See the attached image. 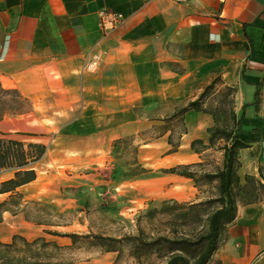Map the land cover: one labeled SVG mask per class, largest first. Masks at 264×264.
I'll use <instances>...</instances> for the list:
<instances>
[{
  "label": "crops",
  "instance_id": "crops-1",
  "mask_svg": "<svg viewBox=\"0 0 264 264\" xmlns=\"http://www.w3.org/2000/svg\"><path fill=\"white\" fill-rule=\"evenodd\" d=\"M106 8L126 17L110 33L100 24ZM91 59L95 72L85 69ZM213 76L235 88L249 144L242 167L263 181L264 0H0V138L46 145L32 163L37 178L0 192V242L49 234L72 244L28 215L45 188L41 167L100 162L117 138L171 116ZM185 123L179 149L167 154L174 165L203 160L207 150L191 143L207 142L214 118L192 109ZM152 146H161L157 154L170 148L161 136L141 145L139 157L148 158ZM14 173L0 170V183ZM159 179L173 181L179 202L203 200L191 178ZM207 264H264V201L238 205Z\"/></svg>",
  "mask_w": 264,
  "mask_h": 264
},
{
  "label": "rangeland",
  "instance_id": "rangeland-1",
  "mask_svg": "<svg viewBox=\"0 0 264 264\" xmlns=\"http://www.w3.org/2000/svg\"><path fill=\"white\" fill-rule=\"evenodd\" d=\"M215 78H206L208 82L203 84L201 93ZM235 106V92L219 80L208 90L205 98V109L217 114L211 127L231 125ZM161 124L159 122L142 133L117 138L112 150L102 156L98 163L41 167L45 188H42L41 199L36 200L29 209V217L41 223L45 232L50 230L121 238L119 253L107 251V246H102L92 237L81 236L75 244H69L65 239L43 234L42 237L52 243L44 245L38 242L30 246L19 239L13 248L0 247V264H21L23 261L35 264L39 258L45 262L43 264H165L168 247L156 244L145 249L140 246L141 243L153 241L161 235L170 238L184 235L194 237L198 232L206 231L209 216L216 205L192 207L187 201L177 204L174 196L178 189L169 187L173 181L159 179L167 174L162 172L163 169L174 166L175 158L167 156L173 153L170 152L172 146L161 154H157L161 146H152L148 158L139 157L141 145L161 137L159 132L162 129L158 126ZM170 127L173 129V142L176 143L183 124L180 120H174ZM163 136L167 137V134ZM209 136L206 142L209 148L203 160L192 168L199 176L198 188L203 200L218 194V182L200 178L201 174L217 171L223 162L222 142L212 144ZM239 172L242 177L246 174L242 162ZM260 200L264 201V187L259 192L257 201Z\"/></svg>",
  "mask_w": 264,
  "mask_h": 264
},
{
  "label": "trees",
  "instance_id": "trees-1",
  "mask_svg": "<svg viewBox=\"0 0 264 264\" xmlns=\"http://www.w3.org/2000/svg\"><path fill=\"white\" fill-rule=\"evenodd\" d=\"M219 80L221 79L217 76L209 85L206 86L204 91L196 99L189 101L187 105L177 110L171 116L160 119L162 124L158 126H160L162 130H160L159 135L163 136L167 134L168 142L172 146L170 152H175L179 149L181 145V138L183 134L187 132V126L185 123V114L187 111L192 109L198 111L202 110L211 114L213 118L216 119L217 114L205 109L204 105L208 90L214 87ZM226 87L235 92V88L229 86ZM259 95L260 90H257L254 101L256 106L258 105ZM243 113L244 112L238 115L236 111L233 110V123L231 125H214L209 129L210 143L215 144L217 141L222 142L220 148L223 150V162L222 166L217 171L204 172L201 174L200 178L217 181L218 194L197 203L187 202L191 204L192 207L204 206L206 204L216 205L209 216L206 231L198 232L194 237L184 235L170 238L168 236L161 235L153 241H144L141 243L140 246L145 249L152 248L156 244H161L163 248L168 247V257L165 264H207L219 245L221 235L225 232L227 226L235 220L238 205L241 204V202L244 204L257 202L260 189L264 187V182L256 175L246 173L242 177L239 172V168L241 166V150L249 146V144L242 138V134L246 132L243 127ZM174 120H180L183 124L181 135L176 143L173 142V129L170 127L171 122ZM156 125L157 124L154 126ZM199 144L201 145L200 148L197 147ZM191 146L197 152L209 148V145H207V143H205L202 139L193 140ZM45 151L46 145L42 143L31 142L26 148L25 143L21 140L3 137L0 138V170L4 168L15 169V173L12 178L0 183V192L15 190L18 186L35 180L38 173L36 169L33 168L32 163L39 160L44 155ZM198 164L200 163L177 164L168 169H163L162 172L180 174L191 178L194 181L195 186L198 187L200 181L199 176L197 175V172L192 169L193 166ZM174 201L178 202L177 204H182V202L175 199ZM46 232L59 236H69L71 237L73 244H75L77 239L81 236L86 238L92 237L99 241L102 246H107V251L117 253L120 252L119 243H121L122 239L118 237L103 236L98 234L80 235L69 232L60 233L58 231L50 230H47ZM19 239H21L25 245L30 246L36 245L38 242H42L44 245L52 243L51 241L47 242L45 237L42 236L34 239L33 241H28L20 235H15L11 243L0 242V247H4L6 249L13 248ZM53 244L59 248H63V246L58 245L55 242ZM43 263L45 262L42 258L37 259L35 262V264ZM21 264H29V262L23 261Z\"/></svg>",
  "mask_w": 264,
  "mask_h": 264
},
{
  "label": "built area",
  "instance_id": "built-area-1",
  "mask_svg": "<svg viewBox=\"0 0 264 264\" xmlns=\"http://www.w3.org/2000/svg\"><path fill=\"white\" fill-rule=\"evenodd\" d=\"M126 20L125 15L114 9H102L100 12V24L105 33H110L116 28L120 27ZM85 69L90 72L97 70L96 59H91L85 65Z\"/></svg>",
  "mask_w": 264,
  "mask_h": 264
}]
</instances>
